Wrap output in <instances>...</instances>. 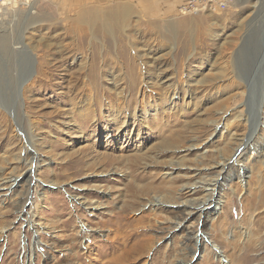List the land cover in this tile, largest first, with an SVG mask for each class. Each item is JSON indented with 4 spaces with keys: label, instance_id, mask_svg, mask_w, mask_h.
Masks as SVG:
<instances>
[{
    "label": "rangeland",
    "instance_id": "rangeland-1",
    "mask_svg": "<svg viewBox=\"0 0 264 264\" xmlns=\"http://www.w3.org/2000/svg\"><path fill=\"white\" fill-rule=\"evenodd\" d=\"M29 6L35 74L0 109V264H264V0Z\"/></svg>",
    "mask_w": 264,
    "mask_h": 264
},
{
    "label": "bare ground",
    "instance_id": "bare-ground-1",
    "mask_svg": "<svg viewBox=\"0 0 264 264\" xmlns=\"http://www.w3.org/2000/svg\"><path fill=\"white\" fill-rule=\"evenodd\" d=\"M235 1L232 4H235ZM29 7L30 8L27 11H22V10H20V8H16V7H11V8H6L3 10H0V13H1L0 16L8 15V16L14 17L13 19H14L15 35H12L10 33L0 34V109H2L3 111H5L6 113H9V114H17L18 113V111L14 110L15 108H13V107L14 106L19 107V102H18V106H17V101H16L17 99H15V97H13V95H12V92L15 88L16 83H17L16 82L17 77L20 74L26 75L30 66H31V63H30V61H31V57H30L31 54L30 53L32 51L31 48H28V47H25L22 45L21 51L23 50L25 53H22L21 51L18 53H15L14 50L12 51V44L19 46L22 43L20 41L18 34H17V31L20 30V28H22L23 25H26L28 23V21H30L31 18L33 17L32 7L31 6H29ZM123 17H124V15H123ZM2 19H4V18H2ZM83 19H85V18H83ZM101 27L104 30L108 29L110 34L112 33V32H110L112 29L111 25H106L104 27L103 26H101ZM2 31H4V30H2ZM12 40H13V42H12ZM254 41H256V40H254ZM112 42H114V41H112ZM96 46L98 48V41H97ZM99 46L102 47V46H104V44L100 43ZM113 46H114L113 44H109V46H107L109 48V51H113V49H114ZM97 54H99V53H97ZM24 196H26V195H24ZM120 216H121V214L120 215L116 214V218H119ZM84 231H85V233L83 234V236L87 237V235H88L87 231L88 230L84 229ZM77 235L78 236H76V238L82 236L81 233H79ZM76 238H74V241L77 240ZM90 240H92V239H90ZM77 241L75 242L76 245H78V243L80 242V241H78V242Z\"/></svg>",
    "mask_w": 264,
    "mask_h": 264
},
{
    "label": "built area",
    "instance_id": "built-area-1",
    "mask_svg": "<svg viewBox=\"0 0 264 264\" xmlns=\"http://www.w3.org/2000/svg\"><path fill=\"white\" fill-rule=\"evenodd\" d=\"M36 0H0V10L11 7H27ZM234 0H189L183 6L184 12L196 13L201 9H211L213 11L226 10Z\"/></svg>",
    "mask_w": 264,
    "mask_h": 264
},
{
    "label": "water",
    "instance_id": "water-1",
    "mask_svg": "<svg viewBox=\"0 0 264 264\" xmlns=\"http://www.w3.org/2000/svg\"><path fill=\"white\" fill-rule=\"evenodd\" d=\"M20 30H21V28H20ZM20 30H18L17 31V34H18V36H19V34H20ZM262 33V32H261ZM262 35H259V44L256 46L257 47V51H256V56L258 57H261V56H263L264 55V52H263V48H264V43L261 41V37ZM19 38H20V36H19ZM20 41L22 42V39L20 38ZM12 42H13V40H12ZM22 45H23V42L21 43V45H19L20 46V49H17V47H18V45L16 46V45H13L12 44V51L14 50L15 51V53H18V52H20L21 51V47H22ZM263 52V53H262ZM263 58H264V56H263ZM254 59H256L255 57H254ZM257 61V59L254 61V63ZM30 63H31V66H30V68H29V70H28V72H27V74L26 75H19L18 77H17V83H16V85H15V88H14V90H13V92H12V95H13V97H15V99H17L16 101H17V106H18V102H19V98H20V95H21V92H22V90H23V88L25 87V85L32 79V77L34 76V74H35V70H34V65H33V62H32V60L30 61ZM15 105V104H14ZM13 105V106H14ZM12 106V107H13ZM13 108H15L14 110H16V111H18L19 110V107H16V106H14ZM8 110V109H7ZM9 111V110H8ZM7 111V112H8ZM13 113V112H12Z\"/></svg>",
    "mask_w": 264,
    "mask_h": 264
},
{
    "label": "crops",
    "instance_id": "crops-1",
    "mask_svg": "<svg viewBox=\"0 0 264 264\" xmlns=\"http://www.w3.org/2000/svg\"><path fill=\"white\" fill-rule=\"evenodd\" d=\"M188 1L189 0H143L144 6H146L144 8L151 10L155 13H175Z\"/></svg>",
    "mask_w": 264,
    "mask_h": 264
}]
</instances>
